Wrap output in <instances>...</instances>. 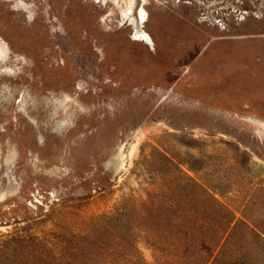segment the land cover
Listing matches in <instances>:
<instances>
[{
  "label": "rangeland",
  "instance_id": "374dc122",
  "mask_svg": "<svg viewBox=\"0 0 264 264\" xmlns=\"http://www.w3.org/2000/svg\"><path fill=\"white\" fill-rule=\"evenodd\" d=\"M219 210L264 264V0H0V243L71 258L129 212L139 256L90 264H210Z\"/></svg>",
  "mask_w": 264,
  "mask_h": 264
},
{
  "label": "trees",
  "instance_id": "16d2710c",
  "mask_svg": "<svg viewBox=\"0 0 264 264\" xmlns=\"http://www.w3.org/2000/svg\"><path fill=\"white\" fill-rule=\"evenodd\" d=\"M221 212V210L218 212V216L222 219L220 222L221 226L215 228L216 226L213 223L212 227L207 224L205 226L199 225L195 230L196 234L192 242H195V240L203 243L207 242L212 246V248H214V254L210 257L213 258L210 264H219V261H217L218 258H228L224 264H252L253 252L248 248H246L244 253H240L239 251V228H241V225L246 226V223L238 221L236 216L233 214H231V216L230 214L223 216ZM188 218H190V216L181 214V216H177V218L174 220V222L177 223L174 225L176 236H189L188 233H184L180 230L182 229L183 231H187L188 228L178 227V225L181 226V224L188 222L190 220ZM203 219L211 221L215 219V216L212 215L209 217H204ZM133 221L134 220H132L129 212H126V214L118 212L116 219H103L102 217L101 220L94 222L89 227V233H87V235L81 237L79 236V244L77 246H69L64 249L65 252L71 251V258H35V255L39 252H36L38 249L36 245H28L24 243L18 249L12 243H0V253L7 257L0 258V263L7 264L17 261V259H21L24 264H30L35 260L38 262L48 259L47 261H50L48 264H90L89 260L95 262L98 261L97 259H99V261L100 259H104L97 257L104 252L103 250L113 247L112 242L114 239L119 240L120 243V252L115 250L114 253H120V256L122 257L114 258L115 261L119 262L124 259L126 262L127 260L128 262H134V256L138 257L139 255H137L138 249L135 245L136 233L134 232L135 226L132 224ZM259 238L264 244V239H262L260 236ZM98 242L101 243V245L97 246ZM262 251H264V249ZM11 252L24 255L25 258H9L11 256ZM31 255H34L35 257L30 258Z\"/></svg>",
  "mask_w": 264,
  "mask_h": 264
},
{
  "label": "bare ground",
  "instance_id": "6f19581e",
  "mask_svg": "<svg viewBox=\"0 0 264 264\" xmlns=\"http://www.w3.org/2000/svg\"><path fill=\"white\" fill-rule=\"evenodd\" d=\"M141 20H142V22L141 23H143V20L145 19V13L144 12H142V15H141V18H140ZM138 20V19H137ZM140 37H141V39H143V40H148V36L146 35V33H144V32H142V34H140Z\"/></svg>",
  "mask_w": 264,
  "mask_h": 264
}]
</instances>
